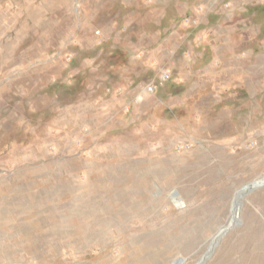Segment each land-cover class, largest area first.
Returning a JSON list of instances; mask_svg holds the SVG:
<instances>
[{"label":"rangeland","instance_id":"374dc122","mask_svg":"<svg viewBox=\"0 0 264 264\" xmlns=\"http://www.w3.org/2000/svg\"><path fill=\"white\" fill-rule=\"evenodd\" d=\"M260 178L264 0H0V264H264Z\"/></svg>","mask_w":264,"mask_h":264},{"label":"bare ground","instance_id":"6f19581e","mask_svg":"<svg viewBox=\"0 0 264 264\" xmlns=\"http://www.w3.org/2000/svg\"><path fill=\"white\" fill-rule=\"evenodd\" d=\"M236 217H237V208L234 206V208H233V216H232V218H231V221H233L234 219H236ZM183 228V226H182V224L181 223H177V228L175 229V228H173L174 230H172V229H170V228H166L164 231H163V235L162 234H160L159 236L161 237V239H164V240H167V239H170V238H173V237H176L177 235H178V233H179V231L181 230ZM262 240L259 238V239H255L254 238V241H251L250 243H248L247 245H249V246H251V249H253V251L255 250L254 249V247L255 248H257V250H258V254L261 252L260 250H261V248H262V246H263V244H262ZM248 250H249V247H247L246 249H245V251H244V258H241V257H239V255H237V256H235V254H231L230 256L231 257H236L237 259V261L236 262H233L234 264H243L246 260H247V258L245 259V255L248 253ZM250 253V252H249ZM251 254V253H250ZM250 254H248L247 255V257L248 256H250ZM245 259V260H244Z\"/></svg>","mask_w":264,"mask_h":264},{"label":"water","instance_id":"95a60500","mask_svg":"<svg viewBox=\"0 0 264 264\" xmlns=\"http://www.w3.org/2000/svg\"><path fill=\"white\" fill-rule=\"evenodd\" d=\"M264 185V178H260V179H256L252 182L247 183L246 185H244L243 187H241L237 193V197H236V201H235V207H238L239 204V199L241 198V196L243 194H245L246 192L252 191L254 189H256L257 187L263 186ZM235 221V220H234ZM234 221L229 222V224L227 226H224L223 228H221L219 230V232L216 234V236L214 237V239L212 240V246L214 245V243L219 240L221 238V236L234 224ZM170 264H176V261H173Z\"/></svg>","mask_w":264,"mask_h":264},{"label":"built area","instance_id":"2783aa9c","mask_svg":"<svg viewBox=\"0 0 264 264\" xmlns=\"http://www.w3.org/2000/svg\"><path fill=\"white\" fill-rule=\"evenodd\" d=\"M168 78V74L164 73L161 80L164 81ZM157 88V83L156 82H152L148 85V90L150 91H154Z\"/></svg>","mask_w":264,"mask_h":264}]
</instances>
